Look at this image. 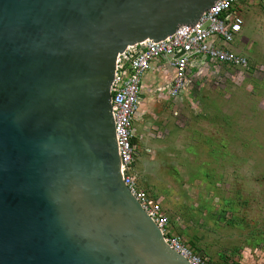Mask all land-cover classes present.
<instances>
[{
	"label": "water",
	"instance_id": "water-1",
	"mask_svg": "<svg viewBox=\"0 0 264 264\" xmlns=\"http://www.w3.org/2000/svg\"><path fill=\"white\" fill-rule=\"evenodd\" d=\"M218 0H0V264H190L125 184L118 55Z\"/></svg>",
	"mask_w": 264,
	"mask_h": 264
},
{
	"label": "rangeland",
	"instance_id": "rangeland-1",
	"mask_svg": "<svg viewBox=\"0 0 264 264\" xmlns=\"http://www.w3.org/2000/svg\"><path fill=\"white\" fill-rule=\"evenodd\" d=\"M241 12L230 47L249 68L194 71L183 107L155 95L134 123L139 183L173 232L216 264H264V54L256 61L242 45L264 41V3Z\"/></svg>",
	"mask_w": 264,
	"mask_h": 264
},
{
	"label": "built area",
	"instance_id": "built-area-1",
	"mask_svg": "<svg viewBox=\"0 0 264 264\" xmlns=\"http://www.w3.org/2000/svg\"><path fill=\"white\" fill-rule=\"evenodd\" d=\"M244 0H218L204 12L193 27L181 25L175 33L153 43L150 40L129 46L116 62L111 87L112 112L123 180L148 215L156 222L163 237L190 264H216L213 259L192 249L171 228L170 217L161 202L140 183L135 170L137 158L134 123L139 119L144 99V78L154 63L166 59L171 76L155 89L157 96L177 100L188 92L193 72L202 73L209 67L249 68V59L230 45L242 32ZM264 3V0H261ZM166 69V71H168Z\"/></svg>",
	"mask_w": 264,
	"mask_h": 264
},
{
	"label": "crops",
	"instance_id": "crops-1",
	"mask_svg": "<svg viewBox=\"0 0 264 264\" xmlns=\"http://www.w3.org/2000/svg\"><path fill=\"white\" fill-rule=\"evenodd\" d=\"M257 2L259 3V2H261V0H244L242 7H244L246 5L254 4ZM242 7H241V10H242ZM244 24H245V22H244ZM242 43H243L242 45H245L248 53L253 58H255L256 61L260 62L261 59H259V57L261 56V54H264V41L260 40V42H259L258 39L257 40L256 39L251 40L247 37L242 36ZM236 51L241 53V49L239 47L236 49ZM154 65H155L154 68L150 72H148L144 78V89H145L144 95H146L147 98L143 99V103L141 105L142 110H140L139 119L141 116H143V114H144L143 112L145 111L144 110L145 107H151L152 104H158V102L152 103L153 101H155L154 96L157 95L154 91H155L156 87H158L164 83H167L168 79H170V76H171V69L170 68L167 69L166 59L158 60L154 63ZM166 69L168 71H166ZM158 98L160 99L159 100L160 103L172 101L174 104V107H183L184 106L183 100L180 101L182 96L177 100L165 99V98H161L159 96H158ZM151 99L153 100L152 102H151ZM161 99H162V101H161Z\"/></svg>",
	"mask_w": 264,
	"mask_h": 264
},
{
	"label": "trees",
	"instance_id": "trees-1",
	"mask_svg": "<svg viewBox=\"0 0 264 264\" xmlns=\"http://www.w3.org/2000/svg\"><path fill=\"white\" fill-rule=\"evenodd\" d=\"M136 141V140H135ZM151 192V191H150ZM152 193V192H151ZM153 194V193H152ZM154 195V194H153ZM154 197L156 198V196L154 195ZM171 220V219H170ZM196 250V249H195ZM199 251V250H198Z\"/></svg>",
	"mask_w": 264,
	"mask_h": 264
}]
</instances>
